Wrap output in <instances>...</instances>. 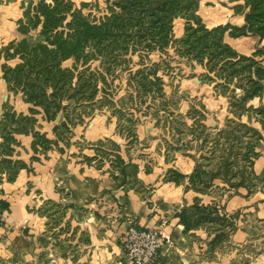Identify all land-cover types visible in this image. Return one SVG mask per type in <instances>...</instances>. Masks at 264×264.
I'll return each mask as SVG.
<instances>
[{
    "label": "crops",
    "instance_id": "crops-1",
    "mask_svg": "<svg viewBox=\"0 0 264 264\" xmlns=\"http://www.w3.org/2000/svg\"><path fill=\"white\" fill-rule=\"evenodd\" d=\"M29 1L15 0L12 6L0 4V49L24 37L38 38L40 26L28 34L18 31L22 5ZM71 1L76 6L90 2ZM8 14L11 16L7 19ZM231 18L237 22L230 24H243L244 16ZM219 24L226 22L206 25ZM234 39L238 40L239 48L233 44ZM255 40L259 38L225 36V41L244 55L254 52L251 44ZM0 58L2 64L14 63L8 65L11 67L20 61L17 57L5 60L2 53ZM65 62H69L67 66L72 64L71 59ZM2 64L0 84H5ZM202 90L191 92L202 95ZM234 92L240 94L236 88ZM204 95L199 110L203 115L199 114V120L187 122L189 129L194 128L189 134L176 132L166 138L163 133L162 138L148 140L146 126L137 132L138 144L133 151V147L113 134L112 127L102 133L119 145L116 152L112 151L114 155L109 156L116 155L121 164L101 162L100 155L89 149L80 155L75 154V149L40 152L32 149L30 133L17 134L18 144L5 157L24 165L12 174L0 167V264H131L125 257L121 239L131 223L145 229L161 228L171 238L172 246L162 243L156 264H229L238 248L230 254L227 249L216 252L221 256L217 261L208 259L207 249L215 233L201 227L185 229L178 213L196 203L215 206L217 213L223 212L226 217L236 214L232 217L234 223L229 218L237 226L230 235L236 243L246 239L243 229L246 217L253 222L255 218L257 222L264 218L260 203L264 189L259 186L254 194L249 193L251 183L245 182L246 174L254 181L264 178V130L260 116L254 112L264 104V92L246 103L245 112L235 111L236 107L228 103L226 96L212 98L206 92ZM13 96L19 99L14 111L28 114L31 105L24 102L21 93ZM36 118L35 128L48 139H54L56 124L45 120L40 113ZM236 123L247 125L255 132L247 137L253 153L250 164L245 162L243 137L240 148L231 138L217 147L214 145L219 132L231 129ZM165 140L169 142L167 147ZM226 160L232 161L230 168L224 164ZM195 173L201 182H190L189 177ZM8 175L12 178L7 179Z\"/></svg>",
    "mask_w": 264,
    "mask_h": 264
},
{
    "label": "trees",
    "instance_id": "trees-1",
    "mask_svg": "<svg viewBox=\"0 0 264 264\" xmlns=\"http://www.w3.org/2000/svg\"><path fill=\"white\" fill-rule=\"evenodd\" d=\"M245 2L249 10L244 14V23L241 26L226 23L207 27L195 14L198 0H112L108 5L109 15L99 20L91 19L90 12L83 13V9L90 6L91 2L76 6L71 0H30L22 5V16L17 20L18 31L28 34L30 30L40 26L38 38L30 40L24 37L9 42L0 49L5 60L15 57L20 60L14 67L2 64L3 78L8 90L21 93L24 102L31 105L29 112L40 113L45 120L53 121L60 111L79 105L81 98L93 100L97 92L89 67L93 59L109 56L110 50L116 45L122 52H126L137 47L149 51L164 49L170 43H176L178 49L175 47V50L197 60L208 70L211 69V62L215 60L218 66L242 63L247 74V85H240L243 93L235 100L248 102L264 92V65L261 59L256 58L257 51L249 55L240 54L224 39L225 34L231 38L247 35L264 38V0ZM179 15L185 18L184 32L179 39H172V22ZM68 59L72 60V64L62 67L63 61ZM220 68L224 70L223 67ZM149 73L155 74V70L151 69ZM229 82L223 81L222 85L226 87ZM162 89L160 77L153 76L150 79L145 75L136 80V91L139 95H161ZM230 94H234V91ZM64 99L68 101L65 105L62 103ZM238 107L248 110L246 104ZM254 112L260 116L264 130V104ZM17 115L18 118L13 119L16 117L14 113L10 119L18 121L16 127L4 134L0 133L3 140L14 142L12 132L26 133L28 126L32 128L37 121L36 118L25 117L22 113ZM65 118L72 122L67 113ZM65 123L66 120L61 121V125ZM57 128L58 125L53 127L54 132ZM31 132L34 136H39V132L33 131V128ZM254 133L249 126L236 123L231 129L220 131L219 137L214 139V145L217 147L222 141L231 138L232 143L240 148L243 137L246 142L245 162L250 164L253 153L249 142L251 140L247 137ZM117 158L119 161V157ZM231 162L226 160L224 164L230 168ZM189 180L193 183L201 182L198 173L191 175ZM218 215L215 206L205 207L196 203L182 208L178 213L185 229L202 223H212L221 219ZM228 224L232 225V222ZM220 236V233H215L213 240Z\"/></svg>",
    "mask_w": 264,
    "mask_h": 264
},
{
    "label": "rangeland",
    "instance_id": "rangeland-1",
    "mask_svg": "<svg viewBox=\"0 0 264 264\" xmlns=\"http://www.w3.org/2000/svg\"><path fill=\"white\" fill-rule=\"evenodd\" d=\"M111 1L90 0L91 5L84 8L83 13L90 12L91 19L99 20L109 15L108 5ZM245 1L198 0L195 14L201 18L202 23L205 25L207 23L211 25L222 21L229 24L230 22L235 23L237 20H233L232 16H244L249 10ZM14 2L15 0H0V4L5 6H12ZM9 16L11 14L7 15V19ZM1 17L0 10V19ZM238 21V23L241 22V20ZM242 21L244 23V18ZM184 23L185 18L182 15L174 18L172 22V39H179L183 35ZM247 36L259 38L256 35ZM232 41L239 48L238 40L234 39ZM251 45H253L254 51L258 53L256 58L261 59L264 65V49H262L264 38H259V41L255 40ZM229 46L234 49L231 45ZM118 47L116 45L114 48L116 50H110L109 56L107 55L104 58L97 57L89 63L97 92L92 101L81 98L79 105L75 106V108L67 107L58 113L56 119L52 122L53 125H58V128L53 132L54 139H48L36 129L37 123L32 128L33 131L39 132V136H34L33 132H31L32 128L28 126L26 133L12 132L14 142L8 139H1L0 167L2 170L12 174L13 171H17L19 167L24 165L22 162L13 161L5 157L12 154L14 146L18 144L16 140L17 134L30 133L33 137L32 149L39 150L40 152L55 149H62V151L66 152L69 149H75V154L80 155L82 151L89 149L100 155L101 162L112 161L116 162V164H121L118 162L116 155L115 157L109 156V154L114 155L112 151L116 152L119 145L112 137L102 136V133L109 130L110 127L113 128L115 136L123 139L125 144L133 147V151H135V146L138 144L137 132L146 126L149 127L148 140H151L149 138L158 136L162 138L163 133H165V137L167 138L171 133L186 132L189 134L194 131L193 127L189 129L187 122L194 119L199 120L201 116L199 114H202L199 111L201 109L200 104L203 103L204 97H206L204 95L205 92L209 93L212 98L220 95L226 96L228 103L233 106H242L247 103V100L246 102L235 100L243 93L240 85H247V74L242 67V63H227L225 66H218L215 60L211 62V69L208 70L197 60L191 59L175 50V47L178 49L176 43H170L164 49L150 51L137 47L135 50L122 52ZM1 64L2 58H0V66ZM13 64L12 62H8V65ZM67 64L69 62L63 61L62 67H67ZM220 67H223L224 70H221ZM151 69L155 70V74L149 73ZM145 75L150 79L153 76L161 78L163 83L161 95H139L137 93L136 80L138 81L139 78ZM223 81L230 82L225 87L222 85ZM6 87V82L5 84L1 82L0 133L3 134L5 131H11L18 124V121H11L10 119H12L14 113L16 117L13 119L18 118V113L14 111L13 107L19 99L15 100L13 92L6 90ZM199 88H203L202 92H200L202 95L192 94V90L199 91ZM235 88L237 91H240V94L233 96L234 94L230 93L235 91ZM62 103L65 105L68 101L64 99ZM238 106L235 108V111L242 110ZM242 111L245 112L246 110L243 109ZM66 113L72 119V122L65 118ZM249 113L251 114V112ZM24 115L33 119L36 118L37 113L29 112ZM63 120H66V123L61 125V121ZM259 120L261 122V118ZM165 142L167 147L169 142L167 140ZM96 165H100L99 160H97ZM6 178L11 179L12 175H8ZM252 181L254 180L246 175V183H251V191L249 193L254 194L255 189L259 186L260 189H264V178ZM260 203L263 205L262 209H264V197H261ZM217 217L222 220L216 219L212 223H202L192 228L201 227L202 229L205 228L208 232L220 233L222 235L218 239L209 242L207 258L217 261L221 256H217L216 252L227 249L226 251L230 254L238 248L229 264H264V218H261L260 222H257L255 218L253 222V220L246 217V223L243 228L246 239L236 243L231 240L230 235L236 230L237 226L236 224L232 226L228 224L230 223L228 218H234L236 214L226 217L225 213L221 212ZM233 218L232 221L234 223ZM235 243L240 245H236Z\"/></svg>",
    "mask_w": 264,
    "mask_h": 264
},
{
    "label": "built area",
    "instance_id": "built-area-1",
    "mask_svg": "<svg viewBox=\"0 0 264 264\" xmlns=\"http://www.w3.org/2000/svg\"><path fill=\"white\" fill-rule=\"evenodd\" d=\"M121 239L125 257L131 264H156L162 243L173 245L171 238L163 229H145L133 223L128 226Z\"/></svg>",
    "mask_w": 264,
    "mask_h": 264
}]
</instances>
